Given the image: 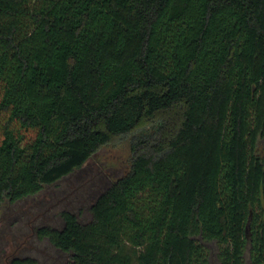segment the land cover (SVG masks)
Returning a JSON list of instances; mask_svg holds the SVG:
<instances>
[{
	"label": "trees",
	"instance_id": "1",
	"mask_svg": "<svg viewBox=\"0 0 264 264\" xmlns=\"http://www.w3.org/2000/svg\"><path fill=\"white\" fill-rule=\"evenodd\" d=\"M130 134L63 264H264V0H0V206Z\"/></svg>",
	"mask_w": 264,
	"mask_h": 264
},
{
	"label": "rangeland",
	"instance_id": "2",
	"mask_svg": "<svg viewBox=\"0 0 264 264\" xmlns=\"http://www.w3.org/2000/svg\"><path fill=\"white\" fill-rule=\"evenodd\" d=\"M133 135L116 138L100 147L86 163L46 184L36 194L0 206V264L14 255L32 256L37 264H63L70 254L38 234L41 225H63L62 211L70 209L80 220L91 218L90 206L112 180L128 171ZM213 249L215 248L214 244Z\"/></svg>",
	"mask_w": 264,
	"mask_h": 264
}]
</instances>
